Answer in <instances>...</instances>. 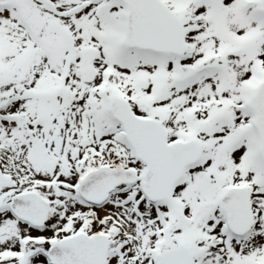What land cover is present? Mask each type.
<instances>
[{
  "label": "snow or ice",
  "instance_id": "snow-or-ice-1",
  "mask_svg": "<svg viewBox=\"0 0 264 264\" xmlns=\"http://www.w3.org/2000/svg\"><path fill=\"white\" fill-rule=\"evenodd\" d=\"M0 264H264V0H0Z\"/></svg>",
  "mask_w": 264,
  "mask_h": 264
}]
</instances>
